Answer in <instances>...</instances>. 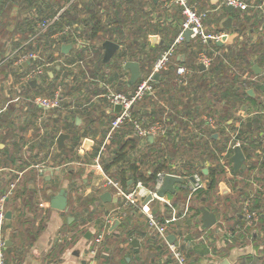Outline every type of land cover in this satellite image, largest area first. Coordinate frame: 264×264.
<instances>
[{
  "label": "crops",
  "instance_id": "0c3cea01",
  "mask_svg": "<svg viewBox=\"0 0 264 264\" xmlns=\"http://www.w3.org/2000/svg\"><path fill=\"white\" fill-rule=\"evenodd\" d=\"M63 1L64 0H60L57 3L62 4ZM166 1L168 0H154V3H156L155 5L146 4L143 6L144 11L148 15L147 17L150 24H156L158 26L156 30L151 31L148 35L150 45L157 44L159 47L165 46L166 42L177 32L180 14H178V10L175 9L177 7L175 6L168 8V10L165 9L163 3ZM191 1L198 8L207 5L215 10L218 8L217 11L211 12L212 14L206 20L208 30L215 32L222 30V27L225 28L222 22L229 15L223 12V0H207L205 1L207 4H204L202 0ZM245 1L250 4H258L262 0ZM35 6L36 4L32 0H9L8 3L3 5L2 9H0V15L2 17L6 12L4 31L0 32V41L8 42V49L11 48L9 41L14 42L23 40V35L26 34L28 26L26 22L27 19L32 18L34 22L37 21L38 17H33ZM225 7L227 8V6ZM232 22L233 19L231 20V23ZM254 27L255 29L249 27L247 31H244L246 40H254L260 35V32L263 31L259 28V25H255ZM227 32L226 38L221 44L227 45L237 41L238 45L239 36L234 31ZM153 34L158 36L154 43H152L150 39V36ZM71 46L72 45H70V47ZM159 47H157V49H159ZM7 48L5 49L3 46L0 47V57L8 51ZM1 51L3 52L1 53ZM69 55L71 57L75 55L80 58L79 51L74 52V50H71ZM184 57V52L179 49L176 58L179 61H183ZM90 68L91 67L84 71V77H80L81 70L79 69L73 73V78L84 80V78L88 79L90 77V79H92L90 86L92 87L85 93L92 97L97 95L96 92L101 90L102 87L101 83L98 85L92 83L97 81V73L99 71L94 68L91 72ZM260 68L262 69V73L264 70L262 67ZM8 71H10V68H0V88L1 83L9 77L8 74L10 72ZM123 72L129 78V71L124 69ZM3 73H6L7 76H2ZM249 88L246 89V92ZM252 91L253 95H249L254 97L255 102L253 104L251 102H246L242 105L241 111L236 113L232 119H228V123L236 125L238 120L237 117L243 112L247 113L255 109H264L263 95L254 92L253 89ZM68 99H70V97ZM5 101L6 97L0 89V104ZM80 102L81 101H79V103ZM150 105L152 104L147 103L145 108ZM66 106L67 104H65V109L60 110L62 116L68 115L70 111L69 108L66 109ZM95 107L99 108V112H104L107 105L105 102L101 103V101L97 100ZM13 111L14 112L9 116L3 114L0 119V167H4V170L0 171V180L4 176H16L17 180L14 194L21 186L24 187L27 192L23 197H18L17 202L15 201L14 203L10 201L12 198L10 197L6 204L7 210L11 211V217L8 218L6 222L5 231L7 244L5 253L7 262L9 264H46L47 262L51 264H106L107 262L105 260L107 257L103 258L104 261H102L89 251V248L92 246L93 236L96 231L103 226L102 218L104 214L102 213L99 218L93 219H90V216L92 212L94 214L97 210H102L106 213L112 209L118 208L121 204V200L113 196L109 189H103L101 187L100 175L91 165L92 159L96 153L97 142H91L79 156L74 158L76 161L67 162L60 168H52L50 164L53 160V149H58L57 145L56 147L54 146L56 138L54 140L55 142L51 141L53 137H51V135L56 132L54 130L53 133H50L52 130L53 117L46 119L43 123L40 122L32 112H22L20 114L16 110ZM217 114H219V112H217ZM75 118L76 124H80L81 119H78V116ZM58 119H61L60 115ZM8 122L14 123V130L8 125ZM55 123L58 124L59 122ZM244 124L251 126V119H247ZM61 125L62 124H58V126ZM21 126L24 127L22 131L19 130L22 128ZM82 130L83 128H81L80 131ZM45 131L47 132L44 133ZM58 132L68 133L66 131ZM15 136L22 137V142L17 145V149L13 145V138ZM95 136L99 135L96 134ZM86 137V135L82 136L81 140L84 141ZM69 138L70 134L65 140V144ZM258 152L259 154H263L262 151L258 150ZM258 160L260 161L259 158ZM213 165L212 162L208 161V163H204L202 167L205 188L207 187L205 175L208 173V167H212ZM40 166H44L42 170H39ZM49 168H51V171ZM80 168L83 170L84 175L79 180L78 177H72V174H75V171ZM204 170H206V172H204ZM62 172H65L67 175L60 180L58 176ZM33 173H35L34 180H27ZM261 173L264 174L262 170ZM250 175L251 174L247 171L246 177ZM227 177L230 178L228 174L224 172L219 175L218 183L213 193H208V195H206L208 196L207 198L204 194L199 198L196 192L187 200V192L182 190L179 185L175 184L174 192L164 195L173 205V209H170L163 201L153 200L149 203L150 210L155 214L160 213L164 216H169L174 210L175 214L180 215L177 220L169 224L166 236L169 234L174 235L173 242L178 244L183 250L188 264H264L263 197L258 192L252 191L255 192L254 196L260 200L259 203L261 205L259 206L262 209L256 221L257 223L254 222L250 227H247L244 234L242 232L237 233V236L234 237L228 236L226 229L232 228L237 223L241 225L244 223L240 202L248 195L247 193L246 195L241 193L239 195V200L236 203H231L229 200H231L232 191L234 189L233 185H231L232 182L225 181ZM245 178L241 179L239 182L244 185L247 184L248 182L245 181ZM262 182L264 186V178ZM60 188H64L66 191L67 208L65 210H57L50 206L51 196ZM105 190L110 191L112 198H116V200H101L99 195ZM247 191L249 192V190ZM41 192H43V194H41ZM29 193L30 198L28 197ZM215 195L216 197H214ZM24 198H27V201L23 200ZM80 201H85L87 207L78 206L76 208L77 205H80ZM219 201L221 203H227L228 211H219L218 207H216L219 205ZM197 206L199 209L203 206L208 210L216 212V222L212 226L201 228V222L196 221L201 211L199 210V213L193 215L194 209ZM132 210L133 212L126 223L129 229L135 228V235L132 236V238L137 239L138 245L133 246L131 244L132 238L127 239L125 234L122 233V227L119 225L120 222H117L113 227V224L110 226V232L104 234L97 252L105 256L109 255L112 253L115 245L118 252L121 253L117 264H139L142 260L148 259V255H151L154 261L146 264H177L171 256L168 247V243L170 242L166 240V236L163 239L154 234H150L151 236L149 238L147 226L145 224V214L138 210H134V208ZM185 210H187V213L183 214ZM68 216H72L70 221H68ZM16 219L20 221L14 225ZM14 226H16L14 229L15 231L12 229ZM14 233L16 236L14 240H12V234L14 235ZM103 242L105 243L103 244ZM156 244L162 248L160 253L155 249V246H157ZM11 245L13 246L8 249V246ZM132 247H137L138 249L132 250Z\"/></svg>",
  "mask_w": 264,
  "mask_h": 264
},
{
  "label": "built area",
  "instance_id": "2783aa9c",
  "mask_svg": "<svg viewBox=\"0 0 264 264\" xmlns=\"http://www.w3.org/2000/svg\"><path fill=\"white\" fill-rule=\"evenodd\" d=\"M79 2V0L63 1L54 15L37 19L34 23L32 32L28 33L27 37L18 45L9 48L0 58V68H7V66L11 67L10 71H8L10 72L8 74L10 78L8 77V79L1 83L0 89L6 97V101L0 104V115L2 111L6 110L10 104H12L15 108L14 110L18 113L32 112L36 115V118L43 123L46 119L50 117L58 118L59 115L61 118L65 117L67 122L73 121L72 110L78 106L79 100H74L71 96L66 95V85L72 86L76 80L73 78V73L79 70V66H81L82 70L86 71V60L91 58L93 53L90 50H85L84 53L86 54V58H78L75 55L71 57L69 55L71 50H74V52L79 51L80 48L86 44L80 30L76 28V23L63 22L61 25L54 27L53 31L52 27L55 22L59 20V16L68 9L72 3H77L79 5ZM169 5L177 7L181 16L177 24V32L167 41L164 48L152 62L150 68L145 72L140 71V75L133 88L118 89L113 82L100 80L98 72L97 81L92 82L96 85L101 83L102 89L96 92L97 95L90 97L85 93V88L81 89V92L88 96L89 102L92 101L93 103H97L98 100L101 101V103L105 102L107 105L104 109V116L107 119L104 136L97 142L99 136H92L91 133H89L86 135L87 137L85 139L97 142L96 153L92 159L91 165L100 175L101 187L103 189H109L113 196L121 200V204L118 208L112 209L104 214L102 218L103 226L101 229L97 230L93 236L92 246L89 248V251L94 255L98 251V246L104 234L111 231L110 226L115 221L120 222L127 208H134L145 214L148 233L164 239L169 224L180 217V215L175 214L174 210L169 216H164L160 213L155 214L150 210L149 203L153 200L163 201L170 209H173V205L165 196H158L156 194V190L161 185L162 178L165 174L176 175L182 178V181L176 183V185H179L182 190L187 192V200L200 189L205 188L204 175L200 172V169L202 171L204 163H208L209 160L202 162L192 159L193 161H190L192 156L187 157L186 155L172 159L167 168L156 172L153 187L150 188L143 185L140 180H136L135 182L129 180L127 187L124 188L118 180L114 179L103 169L102 157L107 156L110 152L108 151L107 145L114 132H123V130L126 131L125 128H128L130 133L139 140H146L147 136L151 135V141L162 138L170 140L175 144L182 142L183 138L185 139L188 133L193 132L200 134L208 141V146L214 154L219 157L217 160L223 172L227 173L229 177H233L232 163L229 160V156L232 154L235 145L240 146V141L237 138L238 129L254 114L264 113V109H255L247 113L243 112L240 114L234 128H231L228 125V120L221 121L211 112L208 113V108L205 103L194 101L191 95L183 96V105L179 106L176 110L172 108L167 101V92L164 93L163 97H157L156 81L153 75L156 71L159 72L161 69L168 67V63H170L171 59L177 54V49L185 41L184 31L186 29L190 30L189 40L198 41L200 45L203 46L201 49L197 50L196 62L198 65H203L204 70L211 65L213 58L220 54V50H215L211 44L217 43L224 35L226 38L228 33L224 30L214 32L207 29L206 20L212 14L211 12L217 11L218 8L217 10L209 6L198 8L191 0H168L163 3V6L167 8H169ZM222 5H231L233 8L239 10L258 7L264 8V0L259 4H250L245 0H223ZM235 33L239 36L238 45L246 40L245 34ZM63 36H65L66 39H63ZM261 40L264 43V30L261 33ZM64 43H70L72 45L70 47L71 49L69 48L70 51L68 50L66 53L61 51V45ZM223 60L228 62L226 57H224ZM174 73L175 79H173V81L177 86H185L188 78L191 77L190 70L181 63L176 64ZM46 75H49V77H46ZM5 76H7L6 73ZM252 79H254V77H252ZM32 80L35 81V87L29 85ZM84 80L87 82L92 81L90 77L88 79L84 78ZM119 80L126 82L129 78L124 72H121ZM49 91L50 93H48ZM147 95H152L153 99H155V104L159 106L161 110L159 114L153 110V105L147 107V113H152L149 117L135 112L138 102ZM262 95L264 97V94ZM69 97L70 99H68ZM88 101H83L79 106H85ZM65 104H67L66 109L69 108L70 111L68 115L62 116L60 110L65 109ZM117 104L120 106L118 110L115 109ZM58 133H55L54 140ZM214 134L222 138L223 144L218 149L215 148L217 146L214 145L209 138L210 136L216 137ZM254 136L259 137L264 145V127ZM54 144L56 147V143ZM59 150L60 149H53V151ZM75 151V156H79L80 153L84 151L82 140L76 146ZM72 161H76V159ZM72 161H68V163ZM63 164L51 167L60 168ZM43 167L44 166H40L39 170H42ZM257 169L258 167L249 170L248 172L251 175L246 178L238 175L236 176L237 180L245 178V181H247L249 185V192L247 194L248 196L244 197L240 202L244 223L243 225L237 223L232 228L226 229V233L230 237L237 236V233L243 232L244 234L247 227H250V225L259 218L262 210L261 207H252V198L255 194V192L252 191H256L264 196L263 177L261 172ZM1 170H4V167H0V171ZM16 180L17 177L12 175L4 176L0 180V264H7L5 253L7 246L5 231L6 222L8 220L6 217V204L14 193ZM148 193L151 194V198L144 203L143 199ZM186 213L187 210L183 212V214ZM168 247L171 256L177 264H188L185 253L178 244L171 242L168 243ZM46 264L51 263L47 262Z\"/></svg>",
  "mask_w": 264,
  "mask_h": 264
},
{
  "label": "trees",
  "instance_id": "16d2710c",
  "mask_svg": "<svg viewBox=\"0 0 264 264\" xmlns=\"http://www.w3.org/2000/svg\"><path fill=\"white\" fill-rule=\"evenodd\" d=\"M8 1L9 0H0V9H2V6L8 3ZM32 1L36 4L33 17L36 18L37 16V19L54 15L57 9L61 6L60 3H57L60 0ZM65 1L66 0H64V2ZM79 1V5L77 3H72L69 8L59 16V20L55 22L52 31L54 30V27L61 25L63 22L76 23V28L80 30L84 37V41L86 42V44L79 50L80 57L86 58L84 51L90 50L93 53L92 57L88 59L91 64L90 67L96 65L97 67L95 69L100 66L112 67L108 73L105 72L106 69L98 70L99 79L105 82H113L118 89L133 88L136 81L129 82V80H127L126 82H122V80H119L120 73L124 71L122 63L126 60H135L139 64L140 71L145 72L150 68L152 62L164 48V46L159 47L157 44L150 45L148 39L149 33L156 30L158 26L156 24H150L147 17L148 15L144 11L143 6L146 4L155 5L156 3H154V0ZM171 7L174 6L169 5V8ZM164 8L168 10L167 7L164 6ZM222 8L223 12L227 13V15L231 16L233 19L230 27H222V30L234 31L242 35L249 27L255 29V25H259V28L264 30V8H246L243 10L235 8L228 10L225 6ZM175 9L178 10L177 8ZM5 17L6 12L3 14V17L0 15V32L4 31ZM26 22L28 25L26 34L28 35V33L32 32L35 22L32 18L27 19ZM261 33L262 32H260V35L254 40L248 39L242 41L239 46L237 45V41L227 45H219L218 43L211 44L215 50H220V54L213 58L211 65L206 70L200 69L196 62L197 50L201 49L203 46H201L198 41L185 40L177 49V53L179 49L184 52L185 57L183 61H179L175 55L170 63H168V67L159 71V77L157 82H155L157 97L161 98L164 93L167 92V101L172 108L176 110L179 106L183 105L182 97L185 95H191L194 101L205 103L208 108V113L211 112L219 120L226 121L230 118L232 119L236 113L241 111V106L246 102H251L252 104L255 102L254 97H251L246 92L247 88L251 87L254 92L264 94V71L261 74H256L252 69V64L256 62L258 66L262 67L264 70V43L261 40ZM26 34L23 35V39L27 37ZM175 34L176 33H174V35ZM174 35H172V37ZM63 39H66V37L63 36ZM105 39L112 40L120 46L108 62L102 61V42ZM21 41H9V44L11 45L10 47L12 48L18 45ZM1 46L6 49L8 42L0 41V47ZM157 47H159V49H157ZM2 52L3 51H1V53ZM224 57L227 58L228 62L223 60ZM175 63L184 64L186 68L190 70L191 77L188 78L185 86H177L173 81V79H175ZM78 68L81 70L80 77H84V70L81 69V66ZM47 76L49 77V75H46V77ZM252 77H254V79H252ZM66 87L67 96H71L74 100L78 99L81 101L80 103H82L83 100L88 101V96L85 95V93H82L81 89L85 88L86 91L90 90L92 87L90 86V82L83 79L78 80L77 78L72 86L66 85ZM48 93H50V91ZM147 103L153 105L152 108L157 114L161 112L160 107L155 104V99H153L152 95H147L139 101L135 112L149 117L152 113H147V108H145ZM79 104L74 110H72V122H67L65 117H62L60 120L58 118H53L52 120V130L50 133H53L54 130L56 132L66 131L70 134V138L59 151H54L53 160L50 164L51 166H59L65 162L74 160V158L77 157L75 156V148L80 143L82 136L88 135L89 133H91L92 136L98 134L99 137L97 142L104 136L107 124V119L103 114L104 112H98L99 114L97 115L94 110H99V108L95 107L96 103H93L92 101H88L85 106H79ZM14 109L13 105L10 104L6 110L2 111L0 119L3 114L9 116L14 112ZM217 112H219V114H217ZM76 116L81 119L80 124H76ZM239 117L240 115L237 119ZM250 119L252 125L247 126L243 123L238 129L237 135V138L240 141V146L245 154L244 164L238 171H233V177L226 178V181L235 183V185L232 183L234 189L237 186L236 183L240 181L237 180V175L240 177H246L247 171L253 170L257 167L259 172L264 170V145L259 137L254 136L264 127V113L254 114ZM55 122H59L58 124L62 125L58 126ZM96 123L99 125L97 130L95 128ZM82 124H84L83 127ZM8 125L12 130L15 129L14 123L8 122ZM228 125L231 128H234L233 123H229ZM21 127L22 128L19 130H24V127ZM81 128H83L82 131H80ZM125 129L126 131L123 130V132L120 131L113 133L107 145L109 149L108 151L110 152L107 156L102 157L104 171L114 179L118 180L124 188L127 187L129 180L134 182L140 180L143 185L150 188L153 187L156 172L167 168L172 160L174 152L168 150V148L171 147L179 149V156H192L190 161L194 160L203 162L209 160L214 164L212 167H208V173L205 175L207 187L200 189L197 192V196L200 198L204 194L207 198L208 196L206 195H208V193H213V190L218 183L219 175L223 173V170L217 160L219 157L214 154L208 146V141L202 135L191 132L187 134L185 139L183 138L182 142L175 144L170 140L162 138L155 141H149L147 139L142 141L132 135L128 128ZM46 132L47 131L44 133ZM56 132L51 135V137L53 136L51 141H54ZM209 138L211 142L217 146L215 147L216 149L222 146V138H216L213 136H210ZM13 140V145L17 149V145L22 142V137L15 136ZM258 150L262 151L263 154H259ZM200 172H202L201 169ZM34 177L35 173H33L32 176H29L27 180L33 181ZM245 185L247 188L243 190V195H246V193L248 194V183ZM26 192L27 191L24 187L21 186L18 188V191L16 190L15 194L13 193L10 201L13 203L15 201L17 202V198L23 197ZM30 193L28 194L29 198ZM254 197L255 196L252 198V207L261 205L259 203L260 200H258L257 197ZM262 197V200H264V196ZM23 200L27 201V198H24ZM199 210L198 206L195 207L193 215L199 213ZM132 212L133 210L131 208H127L125 215L121 218L119 223L122 227V233L125 234L127 239H130L135 235V228L129 229L126 223ZM19 221L20 220L16 219L14 225ZM15 228L16 226L12 228L13 231H15ZM15 236V233L14 235L12 234V240H14ZM150 236L151 235L148 233L149 238ZM12 246L13 245L8 246V249ZM137 249V247H132V250ZM155 249L158 253L162 250L158 245L155 246ZM153 261V257L148 255V259L142 260L139 264H146ZM6 263L9 264L7 260Z\"/></svg>",
  "mask_w": 264,
  "mask_h": 264
},
{
  "label": "water",
  "instance_id": "95a60500",
  "mask_svg": "<svg viewBox=\"0 0 264 264\" xmlns=\"http://www.w3.org/2000/svg\"><path fill=\"white\" fill-rule=\"evenodd\" d=\"M227 8L229 10H231L233 7L231 5H228ZM231 16H227L223 22L222 25L225 28H229L231 25ZM189 34H190V30L186 29L184 31V37L185 40H189ZM158 38V36L156 35H151L150 39L151 42L154 43L156 41V39ZM225 39V35L222 36L221 40H218L217 43L221 44L222 41ZM70 43H64L61 45V51L66 53L68 52L69 48H70ZM102 46H103V55H102V61L103 62H108L110 60V58L112 57V55L117 51V49L119 48V44L109 40V39H105L102 42ZM123 68L125 70H128L130 73L129 76V81L130 82H135L137 80V78L140 75V67L137 61L135 60H126L123 62ZM200 69H203V65H199ZM252 69L254 70V72L256 74L261 73L262 69L257 65V63H253L252 64ZM154 80L157 82V79L159 77V72H155L154 75ZM35 81L32 80L31 83H34ZM247 93L250 95H253V91L251 88H249L247 90ZM120 108L119 104H117L115 106V109L118 110ZM79 119V117H78ZM214 136H216V134H214ZM69 137L68 133L65 132H59L58 135L56 136V145L58 149H61L64 144H65V140ZM147 140L151 141L152 140V136L148 135L147 136ZM91 140L90 139H85L83 141V149L87 148L89 144H91ZM229 160L232 163V169L233 171H238L240 169V167L242 166L244 160H245V155L244 152L242 150V148L239 145H235L233 147V152L232 154L229 156ZM51 171V168H49ZM204 172H206V170H204ZM182 178L180 176H176V175H171V174H165L164 177L162 178V182L161 185L159 186V188L156 190V194L158 196H164L167 193H173L175 190V184L178 182H181ZM100 199L103 201H109L111 199L116 200V198H112L110 192L108 190H105L103 192L100 193L99 195ZM151 198V194L148 193L146 194V196L143 199V202L145 203L147 200H149ZM50 206L54 209L57 210H65L67 208V196H66V191L64 188H60L53 196H51L50 198ZM200 215L197 218V222H201V228H208L210 226H212L215 222H216V212L213 210H208L205 207H200ZM6 217L10 218L11 217V211L7 210L6 211ZM72 219V216H68V221H70ZM117 223V221H115L112 225V227ZM166 240L168 242H173L174 240V235L173 234H169L166 236ZM9 243V242H8ZM131 244L133 246L138 245V241L136 238H132L131 240Z\"/></svg>",
  "mask_w": 264,
  "mask_h": 264
},
{
  "label": "rangeland",
  "instance_id": "374dc122",
  "mask_svg": "<svg viewBox=\"0 0 264 264\" xmlns=\"http://www.w3.org/2000/svg\"><path fill=\"white\" fill-rule=\"evenodd\" d=\"M202 1H204V4H207V2L205 3V1H207V0H202ZM208 6V5H207ZM207 6H205V7H207ZM110 60H111V58H110ZM86 64H87V70H88V68L90 67V61L87 59L86 60ZM97 67V65L96 66H94V67H91V69H90V71H92V70H94V68H96ZM7 68L9 69V68H11L10 66L8 67L7 66ZM112 67H104V66H100V67H98L96 70H100V69H102V70H105L106 69V73H108L109 71H110V69H111ZM104 72V71H103ZM101 74V73H100ZM0 75H1V73H0ZM5 75V73H3V75L2 76H4ZM30 85L31 86H34L35 87V82L34 83H30ZM95 112H96V114L98 115L99 113V111L98 110H94ZM84 126V124H82V127ZM96 127V130L99 128V125L96 123V125H95ZM102 127H104V126H102ZM168 150H170V151H172V152H174V155L172 156V159H175V158H177L178 156H179V149H174V148H171V147H169L168 148ZM88 159H89V157H88ZM262 174V173H261ZM67 174H65V172H62V173H60L59 174V176L58 177H60V180L61 179H63L65 176H66ZM83 170H81V168L80 169H78L77 171H75V174H72V177H78L79 178V180H80V178L81 177H83ZM69 176V175H68ZM70 177V176H69ZM262 177L264 178V174H262ZM263 178H262V180H263ZM225 179V178H224ZM261 180V179H260ZM226 181V180H225ZM233 183V182H232ZM234 185H235V183H233ZM233 184H231V185H233ZM236 187H235V189L232 191L233 193H232V197H231V200H229L231 203H236L238 200H239V195L242 193V190L243 189H245V188H247V186L246 185H244V184H242L241 182H237L236 183ZM238 187V188H237ZM41 194H43V192H41ZM214 197H216V195L214 196ZM220 202V201H219ZM219 205L218 206H216V207H218V209H219V211L220 212H223V211H225V210H227L228 209V207H227V203H225V202H220V203H218ZM78 206H81V207H87V204H86V202L85 201H80V205H77L76 206V208L78 207ZM233 206H234V204H233ZM228 211V210H227ZM105 214L102 210H97L94 214H93V212L91 213V216H90V219H93V218H99L100 216H101V214ZM107 213V212H106ZM104 216V215H103ZM89 219V220H90ZM257 223V222H256ZM105 242H103V244H104ZM102 250V249H101ZM120 252H118V249H117V247L114 245V247H113V251H112V253L111 254H109V255H102L100 252H97L94 256L95 257H97L98 259H100V260H102V261H104L103 260V258H106L107 257V259L105 260L107 263L106 264H117V261H118V258H119V256H120Z\"/></svg>",
  "mask_w": 264,
  "mask_h": 264
}]
</instances>
